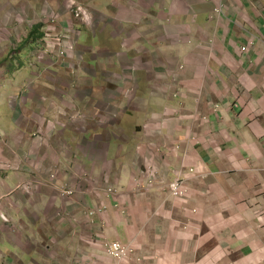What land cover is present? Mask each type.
I'll return each mask as SVG.
<instances>
[{
  "label": "crops",
  "instance_id": "0c3cea01",
  "mask_svg": "<svg viewBox=\"0 0 264 264\" xmlns=\"http://www.w3.org/2000/svg\"><path fill=\"white\" fill-rule=\"evenodd\" d=\"M75 1L90 3L93 18L98 9L109 20L95 28V21L80 23L86 27L78 32L84 50L77 75L73 71L69 81L67 66L49 59L46 100L40 104L37 96L43 95L29 92L21 95L22 101L27 97L22 105L6 102L10 131L4 132L13 142L40 123L52 131L50 144L58 149L42 147V153L60 161V182L76 191L73 220L58 232L76 240L79 262L264 264V0ZM31 2L0 0V80L4 48L20 46L14 45L13 18L5 20L8 6L24 3L44 19L48 13L64 17L69 4ZM42 24L23 25L24 48L36 46L27 40ZM5 91L0 84V103ZM76 114L86 123L72 121ZM16 154L12 166L22 157ZM148 165L157 172L151 186L145 185ZM200 165L205 177L188 173ZM179 172L189 177V194L176 198L169 184ZM138 182L144 190L136 189ZM108 188L115 191L107 195ZM104 240L135 252L115 260L105 253ZM0 252V260L15 256Z\"/></svg>",
  "mask_w": 264,
  "mask_h": 264
},
{
  "label": "rangeland",
  "instance_id": "374dc122",
  "mask_svg": "<svg viewBox=\"0 0 264 264\" xmlns=\"http://www.w3.org/2000/svg\"><path fill=\"white\" fill-rule=\"evenodd\" d=\"M86 2H89V0H85ZM31 3L34 4V2ZM72 3L73 0H69L67 10L63 13L64 17L61 16V13L60 15L54 13L50 15L48 13L44 19L36 15L33 9L27 7L24 3L21 6H16V8L8 6L7 9L9 17L5 20L13 18V33L16 37L14 45L19 43L20 46L15 45L17 48H14L16 49H11L10 46L4 48L3 79L0 80L2 82L0 84H3V88L6 90L5 93H7L5 97L8 96L6 99L2 98L0 103L2 106L0 109L3 111L1 118L5 120L3 127L0 123V134L2 133L3 136L0 137V142L1 140L3 142L0 143L2 146L0 150V250L4 253L7 251L14 252L16 257L10 259L9 256L13 255L9 253L6 255L5 260L1 258L0 264H81L78 256L74 254L73 240L75 239L58 232L63 222L73 220V209L70 203L72 197L66 191L74 188H68L63 181L60 182V179L62 180L64 177L62 176L63 169L59 166L60 161L53 162L49 159L47 161L48 156L42 153V147H51L52 131L46 130L40 123L37 129L30 131V136L23 134V131H21L19 132L18 141L13 142L12 135L9 134L10 136H8L4 132L10 131L9 122L6 120V114L8 113L6 112V102L11 99L15 102L14 105H22L27 97H24L22 101L21 95L25 94L27 96L29 92L33 95L35 93L43 95L42 97L37 96L40 104H43L46 100L43 94V89L45 90L43 86H48L50 83L49 79L44 81L47 76L46 68L49 66V62L50 64L53 63L49 59L59 58L67 66L69 81L74 77L71 74L73 71L77 75L78 66L76 64L81 62V59L78 58L82 54V47L79 46L81 35L78 32L79 29L84 30L86 26L71 18L69 10L72 8ZM99 3L102 2L99 1ZM8 4L10 5L9 2ZM86 5L92 8L90 3ZM99 8H102V6ZM61 11L63 10L61 9ZM140 11L144 12V9H140ZM95 12L96 15H94L91 22H96L93 23L94 28L98 22L105 21V19L109 20L105 16L101 19L103 12L98 9ZM29 14L32 16L29 17ZM36 22H45L47 26L44 27L45 25L42 24L39 29L41 34L39 42H36L33 49L28 50L22 45L21 31L24 29V24H34ZM117 25L120 24L117 23ZM120 26L124 27V25ZM66 30L73 31L74 35H67L64 32ZM124 35L128 36L126 33ZM83 37L85 39L86 35L84 34ZM69 40L72 45H70ZM96 41L98 42V40ZM127 41L130 42L131 39L128 38ZM84 47L87 50L90 48L89 45H84ZM21 53L22 55H20ZM180 68L182 67L180 66ZM9 70H14L10 76L8 75ZM27 71L30 73L29 78H27ZM12 75L15 77H12ZM52 84L55 85V83ZM12 85L14 87L19 86V93L12 90ZM76 117L71 120L76 123L82 121L84 124L87 121L82 114L81 116L76 114ZM22 125L23 128H26L24 124ZM29 128L26 130L27 133L30 130ZM85 136L88 137V135ZM65 141H70V135H67ZM66 142L62 144L63 147L67 146ZM56 145L51 147L53 152L58 149ZM16 153H19L22 157H19L18 164L15 163L12 166L11 159L12 156L17 155ZM90 216V213L88 217L86 215L87 220H85L89 226L94 224L93 217ZM71 224L76 226L77 222L74 220ZM34 231L36 232L34 233ZM69 239L70 241H67ZM70 243L73 244L71 250L70 247H67ZM76 258L78 261H76Z\"/></svg>",
  "mask_w": 264,
  "mask_h": 264
},
{
  "label": "built area",
  "instance_id": "2783aa9c",
  "mask_svg": "<svg viewBox=\"0 0 264 264\" xmlns=\"http://www.w3.org/2000/svg\"><path fill=\"white\" fill-rule=\"evenodd\" d=\"M223 6H220L217 10V12H221ZM71 13L74 16L76 20H78L80 23L83 24H90L91 21L93 20V15H92V9L89 8L87 5H84L79 2H74L72 3V8H71ZM61 51V50H60ZM242 51H247V47H243ZM204 119H207L206 117ZM204 168L202 165L190 169L188 173L190 174H195V173H200L201 176H204ZM156 169L153 167V165H148L145 170V185L151 186L154 185L157 181V175H156ZM205 177V176H204ZM189 177L183 172H179V174L176 176V178L169 184V189L172 195L176 198L178 197H184L189 194V187L187 185V180ZM139 181V180H138ZM145 185L142 183L138 182L137 190H144ZM114 192L113 188H108L107 189V195H111ZM66 193L70 197H74L76 191L74 189H70L66 191ZM106 207L101 208L99 211L105 210ZM94 212H91V215H93ZM262 215V214H261ZM264 216H261V219ZM103 247L106 252V254L115 260L118 261H123V260H129L131 256L134 254L135 249L132 248L130 245H125L119 241H109V240H104L103 241Z\"/></svg>",
  "mask_w": 264,
  "mask_h": 264
},
{
  "label": "trees",
  "instance_id": "16d2710c",
  "mask_svg": "<svg viewBox=\"0 0 264 264\" xmlns=\"http://www.w3.org/2000/svg\"><path fill=\"white\" fill-rule=\"evenodd\" d=\"M42 27V25L36 26L30 33L28 37V42L31 44L33 41L36 43L40 38L39 29ZM27 43V42H26ZM28 44V43H27Z\"/></svg>",
  "mask_w": 264,
  "mask_h": 264
},
{
  "label": "clouds",
  "instance_id": "9594fccd",
  "mask_svg": "<svg viewBox=\"0 0 264 264\" xmlns=\"http://www.w3.org/2000/svg\"><path fill=\"white\" fill-rule=\"evenodd\" d=\"M115 191V190H114ZM105 251V250H104ZM106 253V252H105Z\"/></svg>",
  "mask_w": 264,
  "mask_h": 264
}]
</instances>
